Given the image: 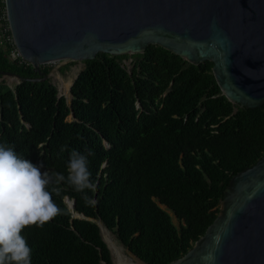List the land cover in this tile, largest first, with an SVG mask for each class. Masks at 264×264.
<instances>
[{"label":"trees","instance_id":"16d2710c","mask_svg":"<svg viewBox=\"0 0 264 264\" xmlns=\"http://www.w3.org/2000/svg\"><path fill=\"white\" fill-rule=\"evenodd\" d=\"M213 66L155 45L138 55L99 53L85 62L70 104L50 80L14 90L0 83V142L65 176L70 152L85 151L96 184L85 190L94 202L70 184L58 186L53 199L62 214L25 230L31 264H113L97 223L74 217L67 197L144 264H171L205 234L231 178L264 156V105L228 101ZM7 72L39 77L0 47V79Z\"/></svg>","mask_w":264,"mask_h":264},{"label":"water","instance_id":"95a60500","mask_svg":"<svg viewBox=\"0 0 264 264\" xmlns=\"http://www.w3.org/2000/svg\"><path fill=\"white\" fill-rule=\"evenodd\" d=\"M5 4L15 46L39 76L1 73L17 79V85L49 80L51 74L42 71L45 65L86 62L99 53L138 55L155 45L192 65L212 62L215 80L231 103L248 109L264 105V0H5ZM70 117L75 120L73 114ZM65 202L74 217L105 228L101 220L77 214L75 200L67 197ZM171 264H264V156L231 178L215 221Z\"/></svg>","mask_w":264,"mask_h":264},{"label":"clouds","instance_id":"9594fccd","mask_svg":"<svg viewBox=\"0 0 264 264\" xmlns=\"http://www.w3.org/2000/svg\"><path fill=\"white\" fill-rule=\"evenodd\" d=\"M62 182L92 201L85 191L96 188L87 152H70L65 176L43 170V165L33 164L14 146L0 142V264H31L25 230L43 228L62 214L53 199Z\"/></svg>","mask_w":264,"mask_h":264},{"label":"rangeland","instance_id":"374dc122","mask_svg":"<svg viewBox=\"0 0 264 264\" xmlns=\"http://www.w3.org/2000/svg\"><path fill=\"white\" fill-rule=\"evenodd\" d=\"M132 61V58H127L123 61L124 66L128 70H131L132 68ZM49 66L52 67V70L50 72L51 76L49 79L50 82L57 87L58 96L65 97L68 104H70L72 101L70 88L76 77H78L79 73L84 70L85 62L61 61L55 64H49ZM0 83H4L9 87H15L18 84V80L8 76H2V78L0 79ZM67 120L72 121V118L69 117ZM171 215L173 217L174 223L178 224V221L174 217V215ZM101 235L103 237V240L109 247L113 264H117L120 257L121 259L123 257L122 260L127 264H144L128 251V249L118 240L115 234L109 232L106 229V231L101 230ZM112 243L115 248H113Z\"/></svg>","mask_w":264,"mask_h":264},{"label":"built area","instance_id":"2783aa9c","mask_svg":"<svg viewBox=\"0 0 264 264\" xmlns=\"http://www.w3.org/2000/svg\"><path fill=\"white\" fill-rule=\"evenodd\" d=\"M0 47L7 52L10 61L19 62L20 64H28L19 54L8 23L7 9L5 0H0Z\"/></svg>","mask_w":264,"mask_h":264},{"label":"bare ground","instance_id":"6f19581e","mask_svg":"<svg viewBox=\"0 0 264 264\" xmlns=\"http://www.w3.org/2000/svg\"><path fill=\"white\" fill-rule=\"evenodd\" d=\"M102 230L106 231L105 228H103ZM107 235H108V234H107ZM112 245H113V243H112ZM113 248H115L114 245H113ZM112 252H113V251H112ZM113 253H114V252H113ZM122 259H123V257H122ZM122 259H121V257H120V259H119V261H118L117 264H127V263H125ZM124 259H125V258H124Z\"/></svg>","mask_w":264,"mask_h":264}]
</instances>
